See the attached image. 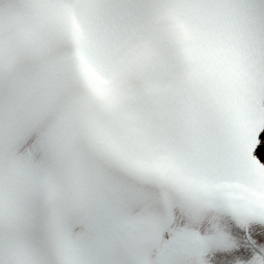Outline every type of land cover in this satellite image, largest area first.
<instances>
[{
  "label": "snow or ice",
  "instance_id": "snow-or-ice-1",
  "mask_svg": "<svg viewBox=\"0 0 264 264\" xmlns=\"http://www.w3.org/2000/svg\"><path fill=\"white\" fill-rule=\"evenodd\" d=\"M0 264H264V0H0Z\"/></svg>",
  "mask_w": 264,
  "mask_h": 264
}]
</instances>
